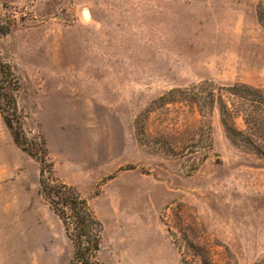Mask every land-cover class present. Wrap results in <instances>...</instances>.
<instances>
[{"label":"rangeland","instance_id":"374dc122","mask_svg":"<svg viewBox=\"0 0 264 264\" xmlns=\"http://www.w3.org/2000/svg\"><path fill=\"white\" fill-rule=\"evenodd\" d=\"M260 4L0 0L23 134L102 223L101 264H264V154L251 148L264 138L227 91L264 87ZM176 88L213 90L253 144L229 139L215 102H156ZM40 167L0 111V264H80Z\"/></svg>","mask_w":264,"mask_h":264},{"label":"trees","instance_id":"16d2710c","mask_svg":"<svg viewBox=\"0 0 264 264\" xmlns=\"http://www.w3.org/2000/svg\"><path fill=\"white\" fill-rule=\"evenodd\" d=\"M258 20L264 26V6L262 4L259 5L258 9ZM5 29L7 30V27L0 24V31L6 32ZM14 83L16 85L17 80L11 66L0 61V100H4L0 111L4 123L10 130L15 143L41 163L40 187L42 195L61 220L71 239L75 249V260L80 264H101L95 257L100 247L102 223L88 205L87 200L80 196L73 186L67 185L53 176L52 164L47 161L44 144L34 139L28 140L23 134L22 122L18 117L17 105L12 95L13 88L11 87ZM227 91L231 96L239 97L251 107V111L243 113L244 122L253 135L264 138V87L258 89L245 84H238L228 87ZM205 99H209V101L203 102ZM176 101H185L196 105L203 104V106L208 104L211 107L214 102L217 103L220 113L224 117L223 125L229 139L234 144H238V140L246 144H253L252 140L245 137L242 131L234 125H229L228 119L231 117L229 107L221 96L216 99L213 90H209L207 98L203 93L194 91V89L190 91L187 88H176L171 89L156 100L157 103L161 104ZM11 116H16L15 126ZM251 148H254L259 154H264L263 148L255 145ZM46 172L48 176H45Z\"/></svg>","mask_w":264,"mask_h":264}]
</instances>
